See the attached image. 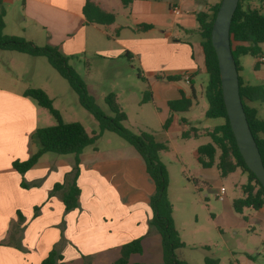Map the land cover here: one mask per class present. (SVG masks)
Listing matches in <instances>:
<instances>
[{
    "label": "crops",
    "instance_id": "0c3cea01",
    "mask_svg": "<svg viewBox=\"0 0 264 264\" xmlns=\"http://www.w3.org/2000/svg\"><path fill=\"white\" fill-rule=\"evenodd\" d=\"M90 2L114 15V22L87 23L82 13L85 0H0L3 34L56 47L69 60L87 53L103 61L123 57L128 63L137 62L140 77H136L147 81L152 105L166 114L168 102L178 100L180 92L191 99L194 78L205 72L196 15L216 1L133 0L126 6L121 0ZM1 53L0 59L5 55ZM6 53L8 68L0 65V264H41L52 250L60 255L56 264H114L119 248L137 238H142V251L143 247L158 250L160 236L148 224L154 186L130 145L82 151L76 180L78 206L69 212L62 191L53 192V187L66 185L73 155L47 153L24 174L13 170L12 162L25 161L36 151L34 132L53 123L45 109L23 96L26 89L36 88L33 70L20 72L13 52ZM259 56L264 58V44ZM258 57L255 62L239 58L238 74L244 84H264V62ZM180 83L189 87L190 96ZM37 89L48 94L44 87ZM258 103H248L257 116ZM141 255L130 261L142 263L135 260Z\"/></svg>",
    "mask_w": 264,
    "mask_h": 264
},
{
    "label": "rangeland",
    "instance_id": "374dc122",
    "mask_svg": "<svg viewBox=\"0 0 264 264\" xmlns=\"http://www.w3.org/2000/svg\"><path fill=\"white\" fill-rule=\"evenodd\" d=\"M205 1L209 4L218 2ZM35 45L43 46L42 42ZM6 52L1 53L5 55L0 59V65L5 70L9 58ZM11 54L20 72L33 70V85L47 89V95L62 122L79 123L89 135H99L92 146L84 149L85 152L91 148L103 150L129 146L113 133L99 134L97 122L82 108L77 95L44 57L34 59L17 52ZM246 59L255 62L253 57L246 56ZM33 60H37L34 65ZM68 64L84 81L88 95L100 110L111 116L104 98L113 93L126 115L127 120L123 126L133 133H150L167 147L159 154V160L168 174L167 198L174 226L184 244L183 248L177 250V257L187 264H205V258L216 260L218 264H264V219L259 216H264V210L258 213L244 209L238 214L231 207L235 199L242 197L240 187L246 183V174L237 170L221 177L215 167L202 169L196 160L197 147L210 143L207 132L223 123L222 119L205 117L208 109L204 97L206 73H200L194 78L195 97L191 98V107L186 112L172 115L166 132L163 124L170 113L166 114L159 105L154 108L151 100L144 99L150 89L145 79L136 77L140 71L137 62L128 63L123 57L113 62L103 61L86 53V56L70 59ZM179 86L190 96L187 85L180 83ZM257 108L258 117L264 119L263 101H259ZM156 109L162 110L158 112ZM43 112L55 125L50 113L47 110ZM186 131L189 136L183 138L181 134ZM195 132L196 135H192ZM149 183L152 184L150 180ZM221 186L226 190L222 202L216 198ZM158 247V250L143 247L142 255L135 257V260L142 263L147 261V264H163L161 247Z\"/></svg>",
    "mask_w": 264,
    "mask_h": 264
},
{
    "label": "trees",
    "instance_id": "16d2710c",
    "mask_svg": "<svg viewBox=\"0 0 264 264\" xmlns=\"http://www.w3.org/2000/svg\"><path fill=\"white\" fill-rule=\"evenodd\" d=\"M132 1L121 0L124 6ZM220 1L218 0L217 3L206 10H201L196 15L197 32L201 38L204 70L207 75L204 97L208 109L205 112V117L223 120L221 125L207 132L210 143L197 147L196 160L203 169L215 167L221 177L237 170L246 174V183L240 187L242 197L235 199L231 205L235 213L241 214L244 209L264 210V190L255 176L246 168L238 152L222 100L217 60L210 43V31ZM82 13L89 24L110 25L115 20L114 15L102 11L90 0H85ZM3 17L4 10L1 9L0 51L17 52L31 57H44L52 69L67 82L70 89L77 95L82 108L97 122L99 134L103 132L113 133L139 154L144 163L145 172L154 186V192L149 199L152 217L148 224L160 236L163 264H187L176 255L177 250L183 248L184 244L174 226L172 210L167 198L168 174L165 166L159 160V154L165 151L167 147L157 142L150 133H133L125 128L123 123L126 121V115L117 104L113 93L107 94L104 98V103L111 116L100 110L92 97L88 95L84 81L68 64L69 58L60 53L56 47L49 45L40 47L23 38L3 34ZM229 35L232 56L239 73L241 70L239 58L243 56L258 57L260 47L264 44V0H239L231 19ZM137 76L140 77L139 74ZM170 80L177 81L178 79L171 78ZM238 85L246 120L264 167V137H261L264 135V119H259L257 110L248 105L250 102H264V84L257 86L244 84L238 74ZM180 95L178 100L169 101L167 104L170 117L163 124L164 131L168 129L173 114L186 112L192 104L191 99L184 97L182 92ZM23 96L47 110L53 117L55 125L37 129L31 136V140L37 147L36 151L25 161L12 162V168L22 175L31 169L44 154L73 155L75 163L71 173L67 176L66 185L56 184L53 187V192L62 191L61 199L64 209L65 212H69L78 206L79 188L76 180L79 155L86 147L92 146L99 135H89L79 123L62 122L60 114L53 108L50 98L43 90L29 88L24 91ZM194 97V88L191 86V98L194 99ZM144 99L150 100L149 92L144 95ZM181 136L186 138L189 134L185 132ZM141 241L142 238H137L123 244L119 248L118 258L114 264H142L130 261L132 256L141 255ZM59 259L60 255L57 251L52 250L41 264H56ZM204 262L205 264H218L216 260L208 258H205Z\"/></svg>",
    "mask_w": 264,
    "mask_h": 264
},
{
    "label": "water",
    "instance_id": "95a60500",
    "mask_svg": "<svg viewBox=\"0 0 264 264\" xmlns=\"http://www.w3.org/2000/svg\"><path fill=\"white\" fill-rule=\"evenodd\" d=\"M238 1H220L210 31V43L216 56L222 100L236 147L246 168L264 190V167L239 96L238 72L230 47V23Z\"/></svg>",
    "mask_w": 264,
    "mask_h": 264
},
{
    "label": "built area",
    "instance_id": "2783aa9c",
    "mask_svg": "<svg viewBox=\"0 0 264 264\" xmlns=\"http://www.w3.org/2000/svg\"><path fill=\"white\" fill-rule=\"evenodd\" d=\"M174 12H175V14H179V12H178V10H177L176 8L174 9ZM258 62H260V63L264 62V58H263L262 56H259V57H258ZM184 81H185V83H188V82H189V78H188L187 76H185V77H184ZM225 194H226V190H225V188H224V187H220V188H219V192H218V194L216 195V198H217L220 202H222V201H224V199H225Z\"/></svg>",
    "mask_w": 264,
    "mask_h": 264
}]
</instances>
